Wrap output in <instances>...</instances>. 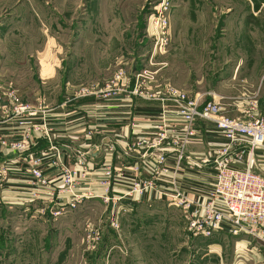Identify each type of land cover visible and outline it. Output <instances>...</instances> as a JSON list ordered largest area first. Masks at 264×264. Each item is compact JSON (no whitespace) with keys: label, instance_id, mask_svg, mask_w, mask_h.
<instances>
[{"label":"rangeland","instance_id":"1","mask_svg":"<svg viewBox=\"0 0 264 264\" xmlns=\"http://www.w3.org/2000/svg\"><path fill=\"white\" fill-rule=\"evenodd\" d=\"M232 4V19L226 22L230 13L225 10ZM248 10L236 0H0V65L22 66L11 75L0 67V80L14 77L22 94L19 101L33 108L25 94L29 86L24 87L31 83L34 91L37 84L31 79L40 81L38 55L29 52L42 49L48 34L49 49L61 52L60 82L75 84L66 90L68 98L122 95L131 104L140 98L178 115L174 102L159 99L170 98L174 89L199 98L200 105L216 100L229 116L222 98H230L233 106L241 104L245 116L234 118H247L246 109L254 102L258 108L261 101L255 98L264 97V5L256 6L255 14ZM159 13L167 17L169 30L167 42L156 44L161 29L154 21ZM222 79L227 86H219ZM185 80L194 84L193 90L182 87ZM11 99L1 98L0 113L39 128L29 117L35 109L30 115H15ZM44 112L41 108L38 113ZM161 123L168 127L169 121ZM154 133L135 140L143 153L147 148L138 142ZM0 136L13 142L22 138ZM91 136L90 130L84 133L86 139ZM7 148L0 147V154L8 157L0 159V167L9 169L0 194L9 186L21 192H49L25 197L15 206L0 198V264H264V227L255 234L233 235L224 228L209 238L195 236L183 209L170 199L155 191L145 193L150 198L143 202L139 194H127L132 185L122 181L124 165L109 161L94 175L87 164L76 167L72 152L66 163L52 151H29V141L24 150ZM43 155L47 183L42 186L36 184L29 160ZM174 162L168 159L170 168ZM46 167L56 168V179L47 177ZM183 168L188 170L182 162L180 177ZM13 173L27 183L12 184ZM164 180L158 185H167ZM187 180L183 176L179 183L195 199L211 187L192 194ZM97 187L101 190L95 191Z\"/></svg>","mask_w":264,"mask_h":264},{"label":"crops","instance_id":"2","mask_svg":"<svg viewBox=\"0 0 264 264\" xmlns=\"http://www.w3.org/2000/svg\"><path fill=\"white\" fill-rule=\"evenodd\" d=\"M236 3L237 5L247 6L249 8L248 13L250 14H252L251 12L255 14L254 10L256 6L261 7L264 5V2L258 0H236ZM231 7H234L233 4L228 7L229 9L225 10L228 14L230 13L228 18L225 19L226 22H230L232 19L231 12L233 10L231 11ZM46 37L47 42L44 44V47L42 46V49L36 52L32 50L29 52L30 56L34 54L38 55L37 71L40 82L38 83L31 79L37 84V88L34 87V91L31 83H28L24 87L26 89L29 86L30 92L25 93L26 99L30 98L29 100L33 102V109H35V112L29 116L30 120H32V123L39 124V128L21 123L16 118H9V114L0 113V133L15 139L20 138L22 134L28 132L29 151L36 153H51L52 151V155L58 153L61 161L64 158L66 163L69 161L68 156L72 152L76 159V167L80 168V163L83 165L87 164L93 169L94 175L98 174L99 168L103 163L108 164L109 161L113 165L121 164L126 167H124L125 170H122V181H126L125 179H127V182H129L132 173L130 171L128 172V170H131L133 164L137 163L141 164L144 175H148L151 165H154V160L152 158V162L148 157H142L144 149L139 148L135 144V140L139 137L153 134L156 131L157 124L162 119L169 121V129L177 128L179 125V116L175 114L174 110L162 109L161 104L145 102L140 98H134L131 104L129 98L122 95L108 99L93 97L68 98L65 94L66 90L75 84L68 83L65 86L64 80L60 82V71H62L61 52L58 49L52 52L49 49L48 34H46ZM30 61L31 59L27 60L31 71L32 65ZM11 66L0 65L1 68L8 69L10 75L12 72L15 73L22 69L20 65H16L15 68ZM25 68H28L27 65ZM225 81V79H222L219 86H227ZM193 86V83L189 84L186 80L182 85L183 88L191 90H193ZM24 91L27 92V90ZM1 98H22V94L19 92L18 84L14 80V77H11L8 81L7 79L4 81L0 80V105L2 104ZM222 99L227 101V111H231L232 115H230L232 117H245L241 110L242 106L239 109L241 104H235V107L232 104L235 103L233 100H227L230 98ZM255 99H259L261 103L257 110L254 111V115L259 114L263 116L264 97ZM170 103L167 102V104ZM41 108H44V116L42 113H38L41 111ZM196 128L198 132L189 142L185 153L186 158L183 161V165L188 167V170L183 168L182 175L188 179L189 187L193 190L191 193L197 195L200 192H205L209 188V185H211L212 179H214L212 164L203 162V158L211 156L215 148L225 144L226 141L225 138L217 133L215 126L209 122L198 120L196 122ZM88 130L92 133L90 139L84 137V133ZM238 147H242L247 151L245 145L240 144ZM261 151L264 150L259 148L255 152L253 169L258 171L255 168L260 167L258 172L264 175V154ZM5 155L3 153L0 154V159L4 160L8 158ZM14 161L16 160L14 159ZM236 165L244 167L245 163ZM44 172L50 179H56V168L46 167L44 168ZM182 175L181 177H183ZM17 176L20 175L13 173V177L10 179L12 184L18 185L20 182L27 183L26 179ZM58 184L59 181L56 185ZM192 185H196L199 188ZM25 187L26 190L29 188L28 186ZM94 190H101V188L97 187ZM38 191L41 190L39 189ZM121 191L123 192L124 190ZM48 192L46 190L41 192H21L9 186V189L0 194V198L4 201L8 200L11 205L15 206L23 204L25 197H44V195L47 196L45 193ZM149 198V194H145L141 196V201L149 200Z\"/></svg>","mask_w":264,"mask_h":264},{"label":"built area","instance_id":"3","mask_svg":"<svg viewBox=\"0 0 264 264\" xmlns=\"http://www.w3.org/2000/svg\"><path fill=\"white\" fill-rule=\"evenodd\" d=\"M162 14L159 13L154 21L161 29L156 36V44L168 40L169 21ZM159 99L163 102H174L182 123L179 122L178 127L172 130L165 123H161L155 128V136L138 142V145L147 148L142 157L152 156L154 165H151L148 171L149 176H143L141 164H133L129 178L132 186H129L131 190L127 191V194L137 193L142 196L155 191L159 196L170 199L183 209L188 229L195 236L209 238L224 228L233 235H240L242 232L255 234L256 229L262 231L264 175L256 172L253 164L256 150L264 147V115H253V111L257 109L255 102L252 107L246 109L249 117L234 118L224 112L220 102L211 100L200 105L199 98H189L178 90L172 89L170 98ZM11 104L14 105L15 115L33 113L32 106L20 102L18 98H12ZM198 120L213 124L226 142L215 148L214 156L203 158V162L212 163L216 173L206 194L195 199L180 185L181 177L177 171L184 161L187 144L198 132ZM169 138L171 142L167 143ZM19 140L13 142L0 136V147H9L7 149L11 151L24 150L29 141V134L25 133ZM240 144L245 145L247 151L238 147ZM170 157L175 159L173 168L168 164ZM29 162L31 174L37 180L36 184H46L47 178L42 169L44 155L32 157ZM239 163H245V166H237ZM8 170L7 167H0V182L6 178ZM106 172L111 177L112 171ZM163 176L168 184L158 185Z\"/></svg>","mask_w":264,"mask_h":264}]
</instances>
